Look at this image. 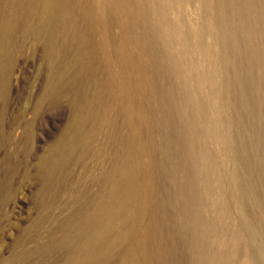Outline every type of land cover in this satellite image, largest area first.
<instances>
[{
	"label": "rangeland",
	"instance_id": "1",
	"mask_svg": "<svg viewBox=\"0 0 264 264\" xmlns=\"http://www.w3.org/2000/svg\"><path fill=\"white\" fill-rule=\"evenodd\" d=\"M186 1L165 12L182 19L168 46L177 65L144 25L157 38L147 91L130 70L137 59L129 73L118 55L113 22L106 64L81 20H50L39 37L14 33L0 60V264H61L64 238L96 221L117 186L118 234L147 230L150 264H264L260 62L245 85L226 52L218 65L212 10ZM118 74L129 80L122 88Z\"/></svg>",
	"mask_w": 264,
	"mask_h": 264
},
{
	"label": "bare ground",
	"instance_id": "2",
	"mask_svg": "<svg viewBox=\"0 0 264 264\" xmlns=\"http://www.w3.org/2000/svg\"><path fill=\"white\" fill-rule=\"evenodd\" d=\"M186 2V0H0V60L8 53L10 43L13 42L12 37L19 28H22L23 36L34 34L39 37V34L43 32L40 29L41 25L50 22V20L56 21L60 17H69L72 19V26L77 23V20H81L84 24L83 29L85 26L88 28L91 34V40L90 38L89 40L106 64L110 58L109 52L113 51L115 54V39L111 36L109 29L113 22L118 25L121 32L118 40V55L128 72V65H133L134 59H137V66L130 70L131 73L137 72L139 88L147 91L148 81L145 79L144 71L152 59L149 47L155 51L154 39L157 38L145 30L144 25L151 24L154 30L158 31L156 33L167 46L166 56L173 62L172 64L177 65L180 60L179 56L177 52L169 50L168 46L171 47L176 41L177 26L182 25V19L177 23H171L165 19V12L171 10L181 12L183 8L185 9ZM202 2L204 12L205 6L212 10V14L208 17L216 29L218 52L215 54L217 62H219L218 65H224L225 56L222 51L226 52V55L231 59L232 70L245 85L244 75L250 81L247 76L248 67L259 60L260 77L264 79V0H202ZM232 9L234 13L231 12ZM33 18H36L37 21L33 22ZM202 27L203 25L199 23L196 26L199 32L203 30ZM182 34L187 33L182 32ZM54 41L52 39L49 41L48 51L50 52H54ZM134 47L137 48V53H135ZM116 76L120 88L128 84L129 80L126 74ZM254 77L256 78L255 75ZM252 84L254 83L252 82ZM262 87L264 94V86ZM172 91L173 89L169 87L168 92L171 96ZM244 91L245 102L248 103L249 96L245 89ZM263 94L261 93V95ZM232 120L236 121L234 117ZM119 189L117 186L109 201L101 209L102 215L96 221L85 227L82 225L78 238L68 235L64 238L67 243V254H64L65 257L61 264H113L115 258H118L117 264H150L147 230L143 231L139 238L134 239L131 234L132 225L135 224H131L124 236L118 234L120 227L122 229L123 226L115 224L113 217L118 215L123 207L116 197ZM115 231L117 236L109 240L110 235H113ZM115 253L117 257L114 256V258L113 254Z\"/></svg>",
	"mask_w": 264,
	"mask_h": 264
}]
</instances>
